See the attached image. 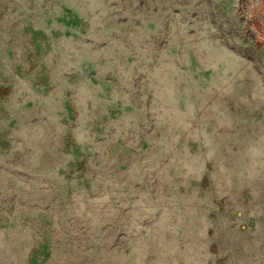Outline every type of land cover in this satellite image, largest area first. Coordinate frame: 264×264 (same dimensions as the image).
I'll use <instances>...</instances> for the list:
<instances>
[{
  "label": "rangeland",
  "instance_id": "obj_1",
  "mask_svg": "<svg viewBox=\"0 0 264 264\" xmlns=\"http://www.w3.org/2000/svg\"><path fill=\"white\" fill-rule=\"evenodd\" d=\"M264 0H0V264H260Z\"/></svg>",
  "mask_w": 264,
  "mask_h": 264
},
{
  "label": "crops",
  "instance_id": "obj_2",
  "mask_svg": "<svg viewBox=\"0 0 264 264\" xmlns=\"http://www.w3.org/2000/svg\"><path fill=\"white\" fill-rule=\"evenodd\" d=\"M262 246H264V244H262ZM260 264H264V249L260 251Z\"/></svg>",
  "mask_w": 264,
  "mask_h": 264
}]
</instances>
